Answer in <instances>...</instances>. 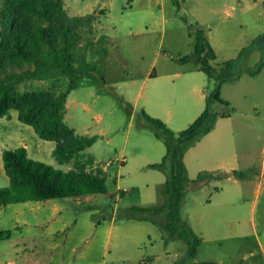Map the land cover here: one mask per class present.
<instances>
[{
	"label": "rangeland",
	"instance_id": "rangeland-1",
	"mask_svg": "<svg viewBox=\"0 0 264 264\" xmlns=\"http://www.w3.org/2000/svg\"><path fill=\"white\" fill-rule=\"evenodd\" d=\"M70 1L72 9L69 2L65 7L69 16L97 15L93 33L82 31L84 36H108V57L69 96L74 118L68 122L78 134L97 137L89 154L103 167L110 163L109 191L118 193L120 185L126 192L118 200L110 192L96 194L90 202L96 219L110 220L116 212L112 247L123 242L119 255L127 259L115 264H136L153 256L160 259L148 264H195L194 259L197 264H264V0H179L180 7L169 0L164 5L161 0ZM4 3L0 0V40ZM185 17L198 23L216 47L214 65L229 58L235 74L233 81L222 86L221 97L227 104L213 99L210 104L212 111L229 118H218L210 132H203L182 149L187 176L195 179L200 169H206L244 177L231 175L186 192L182 217L202 244L192 258L187 255L188 245L176 240L170 258L164 255L162 240L170 234L167 213L130 214L128 210L161 206L167 199L160 170L148 168L161 161L165 144L144 118L143 101L147 97L161 111L172 109L179 115L195 106L193 83L184 81L195 63L179 61L194 51V34ZM87 58L96 63L99 56L89 52ZM152 72L161 77L146 82ZM202 75L209 82L204 86L209 96L216 81ZM67 84L68 79L54 88L49 80L25 81L19 90H64ZM200 150L206 162L198 157ZM51 158L40 159L53 166ZM122 158L124 165L117 163ZM8 184L0 168V188ZM8 245L0 243V255Z\"/></svg>",
	"mask_w": 264,
	"mask_h": 264
},
{
	"label": "trees",
	"instance_id": "trees-1",
	"mask_svg": "<svg viewBox=\"0 0 264 264\" xmlns=\"http://www.w3.org/2000/svg\"><path fill=\"white\" fill-rule=\"evenodd\" d=\"M169 1L178 7L181 5L179 0ZM96 19L95 12L69 16L64 0H5L1 11L0 118L16 110L21 123L32 126L41 139L55 142L53 156L57 162L72 163L73 169L64 172L34 161L29 158L25 147L3 151L4 170L10 183L8 187L0 188V206L109 193L103 169L95 168L94 158L85 153L96 143L97 137L76 134L65 120L70 94L82 80L93 77L91 72H98L109 54L108 36L94 39L83 35L82 31L93 33ZM185 21L194 34V51L179 61H196L199 70L216 81V87L207 97V106L201 115L177 134L161 119L143 111L146 121L156 129V138L163 140L166 147L161 162L148 168L164 171L168 164L171 165L164 185L167 200L161 206L132 208L128 212L152 215L166 212L167 230L172 237L188 245V254L194 258L202 239L182 217L186 192L196 191L214 180H224L231 175L244 176L237 172L219 171L201 172L195 179L187 176L182 149L203 132H210L218 118H229L228 114L212 111L210 104L211 99L227 104L221 97L222 86L233 81L235 74L231 60L218 67L214 65L216 52L205 30L188 17ZM89 52L99 56L96 63L88 61ZM259 71L260 68L256 69L252 75ZM63 79H68L64 90H19L20 84L25 81L49 80L54 88ZM110 197L113 198L112 195ZM9 238V232H0V241Z\"/></svg>",
	"mask_w": 264,
	"mask_h": 264
},
{
	"label": "crops",
	"instance_id": "crops-1",
	"mask_svg": "<svg viewBox=\"0 0 264 264\" xmlns=\"http://www.w3.org/2000/svg\"><path fill=\"white\" fill-rule=\"evenodd\" d=\"M165 1L167 0H161L163 5ZM64 2L65 7L68 2L71 5L70 0L68 2L64 0ZM225 13L228 16H232V12L228 9L225 10ZM146 31H149L148 27H146ZM208 40L214 48L217 57L218 51L216 47L209 38ZM226 61H230V59L227 58L222 63ZM194 63L195 66L189 69L185 73L186 76H184L186 77L184 78L185 82L193 83L194 108H190L186 114L179 115L177 111H173L172 109L167 110V112L161 111L157 106H154V103H152L154 101L150 102L147 97L142 103L147 114L151 117L161 119L176 134L188 128L207 106L208 94L205 92L204 86L209 82L205 80L202 75L205 73L199 70L196 61ZM160 77L161 75H154V72H152L146 78V82L151 79L158 80ZM14 111L16 113H11L9 116L0 118V168L4 170L3 151H14L20 147H25L30 159L44 163L40 158L43 159L51 155V161L54 162L52 163L53 166H50L64 172L71 171L73 169L72 163H59L54 158L55 142L41 139L32 126L19 121L18 112L16 110ZM73 118V112L68 99L65 120L69 124L68 120H72ZM76 134L78 133L76 132ZM92 147L88 148L85 153L91 155L89 154V150ZM202 151L204 150H200L198 157L206 162L205 152ZM165 154L166 147L165 151L161 152L160 158H163ZM92 157L95 160V168L100 167L103 169L107 177L110 163L108 162L103 167L96 157ZM118 162L124 165L126 164V159L122 158L121 160H117ZM185 165L187 175L190 176L186 161ZM170 169L171 165L168 164L164 171H160L162 186L165 185L166 173ZM218 171L230 173L228 170ZM201 172L216 171L200 169L196 173V177ZM120 188L119 185L117 187L118 193L116 194L108 189L112 196L115 197V200L123 197L126 193ZM93 197L94 195H87L78 198L26 201L0 206V232L10 233L9 239L0 241V243H9V247L6 248L4 254L0 255V264H115L125 261L127 258L119 255V251L123 249V242L120 246L116 245L115 249L112 247L117 229L116 212L111 215L110 220L106 218L104 221L96 219L94 206L90 204L93 201ZM162 240L166 244L164 255L170 257V248L178 239L169 234ZM260 246L262 247L261 243ZM187 255L190 257L189 254ZM159 259L160 257L153 256L141 261L144 263L138 262L136 264L155 263ZM193 263L197 264L195 259ZM182 264L187 263L184 262Z\"/></svg>",
	"mask_w": 264,
	"mask_h": 264
}]
</instances>
